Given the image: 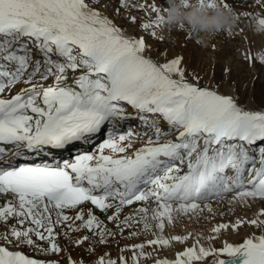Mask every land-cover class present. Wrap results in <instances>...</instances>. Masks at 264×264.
<instances>
[{
  "label": "snow or ice",
  "instance_id": "6c2138e0",
  "mask_svg": "<svg viewBox=\"0 0 264 264\" xmlns=\"http://www.w3.org/2000/svg\"><path fill=\"white\" fill-rule=\"evenodd\" d=\"M129 5L120 0V8ZM107 6L105 0H0V155L46 159L105 136L95 151L72 160L7 167L0 161V264H87L60 237L92 255L126 230L128 238H154L123 246L116 259L97 254L91 264H193L209 256L213 264H264V234L219 248L197 238L173 259L158 258L159 246L189 238L164 237L176 214L211 211L209 201L229 193L233 201L264 199V110L247 109L219 85H200L195 74L190 81L180 57L146 56L145 39L126 35L101 10ZM162 6H150L156 16L142 29L162 26ZM249 6L255 14L242 15L264 30V0ZM130 119L145 130H123ZM227 228L220 223L211 232ZM24 245L56 258L11 250Z\"/></svg>",
  "mask_w": 264,
  "mask_h": 264
},
{
  "label": "bare ground",
  "instance_id": "6f19581e",
  "mask_svg": "<svg viewBox=\"0 0 264 264\" xmlns=\"http://www.w3.org/2000/svg\"><path fill=\"white\" fill-rule=\"evenodd\" d=\"M228 2L230 4L235 3L237 5H243V6L234 7V10L236 11L239 17L238 21H242V18H243L242 22L248 21L251 23L252 21L251 17L243 16L242 12L248 11L249 13L254 12L253 14H255V11L257 9H254V8L252 9L251 7L252 10H248L246 7L247 5L243 4V0H228ZM249 2L253 3V0H247V4ZM110 10H111L110 12L117 18V20H119L118 15L112 12L113 8ZM104 13H107V12H104ZM129 16L130 18L131 16H135L136 20H141V21L143 20L141 15L137 12H131L129 13ZM146 20L148 21L149 19H146ZM242 26L244 27V25ZM154 30L155 29L144 30L143 32L139 31V33L142 32L143 35L146 38H148V41L146 42V53H145L146 56L148 57L156 56L157 60H159L160 62H164L166 59L180 57L182 58V66H184L187 69L186 76H190L192 78H194V76L191 73L195 68V67L194 68L192 67V64L194 63V61L198 59L199 66L205 65V68H204L205 70L203 71L204 74L202 76L199 75L201 77V79L199 80V83L203 85H211L214 88L216 87V85H218L216 82L217 79L215 78V75H214V71H215L214 66H215V63L217 65H220V63L227 57L228 48L227 47H223L221 49L218 47L216 48L214 47V45H212V43L216 41L217 44L220 45L221 44L220 38H221V35L224 33H221L218 36H216L213 40L210 41V43L207 46H201L198 43L196 44L193 43V45L191 44L192 45L191 46L189 43H187L186 36L182 34L181 32H177L175 30L173 33L168 34L167 37H164L155 30L157 32V35L154 37L151 35V32ZM246 30H248V33H249V29H246ZM251 31H252V34H255L253 33V28ZM125 33L128 36L131 35L129 31H125ZM248 33L245 32V35L247 36ZM256 35H257V32H256ZM136 38H139V37H136ZM166 39H168L171 44L170 49H167L166 47L163 46V44L166 42ZM157 52H160V53L157 54ZM195 53H197V56H194ZM208 53H210V55L212 54L211 57L212 58L214 57V60L212 58H210L211 60L209 59V61L207 60ZM250 56L253 57L252 53ZM251 57H249L248 61L250 60V64L254 66V68H257L258 67L257 61H255L254 58H251ZM256 59L258 58L256 57ZM199 69H203V68H199ZM197 76H198V73H197ZM222 81L223 83L220 84L218 91L223 94H227L226 86L224 82H229V79L226 75H224V78ZM50 82L51 81H49V83ZM21 87H23V85L18 84L16 88L14 89V91L19 90V88ZM132 111L133 110L129 108V112H132ZM130 125L136 128V130L138 131L143 132L145 130L143 127H137L138 125H140L139 119H130L126 121L124 125L122 126L123 130H126ZM161 127L164 129H167V124L163 122L162 120H161ZM104 138H105L104 134L101 133L95 137V140L92 143L93 145L77 142L74 145H69L65 149L53 150L54 157L49 156L46 159L43 157H36L32 155H26L20 158H15L12 156V151H7L6 153L0 155V161L5 162L3 164L4 167L8 166V162H11L14 165L17 163H25V162H29V163L31 162H35V163L59 162L58 159L60 160V162H63V160L74 159L75 155L79 152H84L86 150L95 151L96 145L101 143ZM139 146L140 144L138 143L136 147H139ZM8 147L11 148V146H8ZM70 152L75 153V155L70 156L69 155ZM229 174L231 173L229 172ZM259 200L261 203V211H262L264 210V199L259 198ZM230 201L232 202L230 203ZM209 203L211 205V211H209L208 209H205V212L198 211L196 214H192V213L176 214V219L174 223L171 226L166 228L165 230L166 234L164 235V237L167 239L173 235H186L189 238L184 243L170 240L169 245L159 246L158 247V258H161V259L167 258L169 260L173 259L176 252L183 250L185 247L192 246L193 243H195L197 238H200L201 243L206 247L210 246V247L219 248L222 246L223 243H226V242L238 244L242 242L243 239L248 238L250 236L264 234V225L260 223L261 221H264V214H262V212L257 213V210L259 208L257 210L255 209V211L252 214L248 213V215H245V216H241V214L240 215L236 214L235 218H233V222L229 225V228L222 229L220 233H212L211 232L212 227L210 226V224L205 226L204 228H201V224H199V221H202L203 217H207V216L213 217L212 220H215V217H217V220L218 219L220 220L221 215L223 214V209L226 205H228L229 207L238 208L237 213L239 212L241 213L242 209L249 207L250 203L251 204L253 203V198H249L246 201H239V200L233 201V194H229V195H225L222 199L217 198L215 201H212ZM233 209H230V210H233ZM130 212H131V209L129 208L124 209V214H130ZM192 216L193 218L196 217V222H198V226L196 225V223L193 224V227H192V224L190 225L188 224ZM253 219L257 220L256 225H252L250 223V221ZM217 220L215 221V224L218 225ZM237 220L241 221V223L237 225L236 230H232L231 225L234 224ZM109 227H114V226L109 224ZM137 230L139 231V228ZM0 231H4L3 226H0ZM150 235L151 234H148L147 236H145L144 234H141L139 237L128 238V231L126 230L124 233L125 238H121L119 235H117L115 240H113L108 245L99 246L96 250V253H93L92 255H89L87 252L83 251L80 248H73L69 244L68 240L64 239L63 237H60V241L62 244L69 246V250L71 251L74 258H82L87 262V264H91V262L97 258V254H103L105 252L109 253L112 259H116L117 257L121 255L120 249L123 246L141 243L145 239H153L154 237ZM209 237H213V239H209ZM133 238L134 240H132ZM0 243H3V242L0 241ZM11 250L13 251L20 250L23 253L29 255L30 257L41 259V260H51V259L56 258L53 256L42 255L26 245L21 246L19 249L12 248ZM146 251H150V249H146ZM63 255L66 256L67 253H64ZM123 255H125L126 257H130L132 253L125 252L123 253ZM153 255L156 256L157 253H153ZM214 259H215L214 256H209V257L204 258V260L202 261H194L193 264H213ZM141 264H143V261L141 262ZM148 264H151V261H148Z\"/></svg>",
  "mask_w": 264,
  "mask_h": 264
},
{
  "label": "rangeland",
  "instance_id": "374dc122",
  "mask_svg": "<svg viewBox=\"0 0 264 264\" xmlns=\"http://www.w3.org/2000/svg\"><path fill=\"white\" fill-rule=\"evenodd\" d=\"M136 2L144 3L146 5L145 9L137 10L133 8L131 5L132 3H136ZM105 3L108 6L102 8L101 10L107 12L105 14L108 15L109 18H111L117 26H119L123 31H129L131 33L130 37H134V38L143 37L146 42L148 41V38H146L143 35L142 32L144 31V29L141 28V24L144 22H150L156 16V13L151 11L150 6L153 4L157 6L162 4L164 7H167L165 0H130V5L128 9L119 7L120 0H105ZM249 3L246 4L247 5L246 7L248 10H252L253 8L251 9V7L249 6L252 3L251 4ZM112 8H113L112 12H114L115 14L117 12V9H119V14H116L119 17V20H117V18L110 12L111 11L110 9ZM131 12L139 13L143 18V20L142 21L135 20L134 23H130L129 13ZM261 18H264V16H261ZM146 19L149 20L147 21ZM242 21H238L239 26H237V28L234 30V32L231 35H226V34L221 35L220 45H218L216 41L212 43V45H214V47L216 48L217 47L220 49L223 47L228 48L227 57L220 63V65H217L215 63L214 75L215 78L217 79L216 82L219 86L220 84L223 83L222 80L224 78V75L228 77L229 82H224L226 86V92L227 94L233 96L239 104L245 106L247 109L264 110V57H263L264 32L256 31L255 22L253 20L251 21V23L248 21L247 22H242ZM242 25H244V27ZM252 28H253V33L255 34H252L251 31ZM246 29H249V33L248 30ZM155 30L164 37H167L168 34L173 33L175 31V30L169 31L163 28L162 26L159 29H155ZM139 31L142 32L139 33ZM176 31L184 34L186 36L187 43H189L190 45L191 44L193 45V43L196 44V42L193 40L190 34H186L183 31H178V30ZM245 32H247L249 35L247 34L246 36ZM163 46L166 47L167 49H170L171 44L168 39H166V42L163 44ZM159 53L160 52H157V54ZM251 53L253 57L250 56ZM194 56H197V53H195ZM207 56L209 57V58L207 57V60L209 61V59L212 58L211 57L212 54L210 55V53H208ZM249 57L254 58V60L257 61V66H258L257 68H254V66L250 64V60L248 61ZM256 57L258 59H256ZM150 58L157 60L156 56H152ZM212 59L214 60V57ZM192 67L193 68L195 67L191 73L192 75L195 74V76H197L198 73V76L199 75L202 76L204 74L203 71L205 70L204 69L205 65L199 66L198 59L194 61ZM198 67L203 69H199ZM187 78L190 81H194V78L190 76H187ZM199 78L201 79L200 76ZM200 85L204 86L203 84ZM69 155L74 156L75 153L70 152ZM58 161L60 162L59 159ZM229 194H225V195H229ZM216 199L217 198H213L209 202L215 201ZM201 206L203 207V204H201ZM255 209L256 210L258 209L257 213L262 212L259 198L253 199V203L252 204L250 203L249 207L242 209L241 213L240 212L237 213L238 208L229 207L228 205H226L223 209V214L221 215L220 220L219 219L217 220V217H215V220H212L213 217L207 216V217H203L202 221H199V224H201V228H204L209 224L213 228L215 225H217L215 224V221L217 220L218 224L227 223L228 225H230L233 222V218H235L236 214L238 215L241 214V216H245L248 215V213L252 214L255 211ZM203 212H205V209H203ZM195 223L198 226V222H196V217L193 218L192 216L188 224L189 225L192 224L193 227V224ZM165 234L166 233L164 232L163 235ZM132 240H134V238Z\"/></svg>",
  "mask_w": 264,
  "mask_h": 264
},
{
  "label": "clouds",
  "instance_id": "9594fccd",
  "mask_svg": "<svg viewBox=\"0 0 264 264\" xmlns=\"http://www.w3.org/2000/svg\"><path fill=\"white\" fill-rule=\"evenodd\" d=\"M162 6V27L190 34L201 46H207L221 33L231 35L238 26V15L222 0H165ZM264 32V30H260Z\"/></svg>",
  "mask_w": 264,
  "mask_h": 264
}]
</instances>
